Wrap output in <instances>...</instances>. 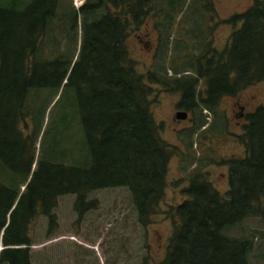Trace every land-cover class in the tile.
<instances>
[{
  "label": "trees",
  "instance_id": "obj_1",
  "mask_svg": "<svg viewBox=\"0 0 264 264\" xmlns=\"http://www.w3.org/2000/svg\"><path fill=\"white\" fill-rule=\"evenodd\" d=\"M61 1L0 0V264H33L31 226L42 216L54 229L62 197H75L79 221L98 206L89 194L125 188L139 225L150 224L173 153L152 115L155 86L178 95L179 109L195 113L201 106L216 116L224 97L264 83V0H250L225 21L233 30L222 52L203 39L169 60L181 66L170 67L172 76L168 39L161 35L156 63L144 73L126 42L145 20L164 19L161 32L168 31L179 3L84 0L75 10ZM204 2L197 9L212 17L214 2ZM190 30L197 38L205 31ZM76 38L78 54L68 60L65 45ZM63 82L70 102L45 121L42 95L57 94ZM201 113L199 128L207 124ZM244 119L237 135L244 157L223 161L227 192L202 173L189 178L185 199L166 213L172 231L158 264H250L253 240L227 233L246 218L264 219V104Z\"/></svg>",
  "mask_w": 264,
  "mask_h": 264
},
{
  "label": "rangeland",
  "instance_id": "obj_2",
  "mask_svg": "<svg viewBox=\"0 0 264 264\" xmlns=\"http://www.w3.org/2000/svg\"><path fill=\"white\" fill-rule=\"evenodd\" d=\"M166 1L167 5H172V0ZM205 1L212 5L211 0ZM212 1V17L207 10L201 7L197 9L199 0H173L175 6L179 3V10L170 15L171 26L168 31L161 32L166 23L164 19L159 22L145 20L139 29L131 28L126 43L139 72H147L155 65L161 35L168 39L165 54L167 63L179 53L187 51L189 46L200 47L203 39L205 44L211 41L213 48L222 52L233 30L225 21L245 11L251 3L250 0ZM61 2L75 10L84 4V0ZM191 27L205 30L202 31V37L197 38L199 36L190 30ZM181 42L183 44H179ZM176 44L184 46L177 47ZM65 46L68 54L64 53V57L67 56L68 60L72 56L76 58L78 39L71 40ZM197 55L196 50L194 56ZM171 66L181 67L168 63V76L173 75ZM179 75L192 73L180 71ZM55 93L42 95L43 102L48 105L45 121H52L70 102L71 92L65 87V82ZM153 96L155 103L151 111L160 128L159 137L173 153L168 164L164 197L157 214L151 217L150 224L145 228L139 225L130 193L125 188L89 194L87 200H96L98 206L79 221L74 211L75 197L59 198L54 209L55 228L49 230L48 221L42 216L37 217L31 226L33 244L30 254L33 264H158L165 257L172 231V223L166 213L170 207L177 206L185 199L182 190L189 185V178L202 173L216 191L225 195L228 190V168L223 161L244 157V148L237 135L242 134L244 115L264 104V83L251 86L236 97H224L218 104L216 116L210 115L201 106L195 113L179 109V96L162 92L158 86L154 87ZM39 106H44V103ZM239 107L243 108L242 117H236ZM199 109L207 123L200 128L197 127ZM176 112L187 113V118L176 119ZM227 236L252 239L254 248L250 264H264V219L246 218L231 228Z\"/></svg>",
  "mask_w": 264,
  "mask_h": 264
},
{
  "label": "water",
  "instance_id": "obj_3",
  "mask_svg": "<svg viewBox=\"0 0 264 264\" xmlns=\"http://www.w3.org/2000/svg\"><path fill=\"white\" fill-rule=\"evenodd\" d=\"M175 117H176V119H178V120H185L186 118H187V113H185V112H177L176 114H175ZM2 248H0V250H1Z\"/></svg>",
  "mask_w": 264,
  "mask_h": 264
},
{
  "label": "flooded vegetation",
  "instance_id": "obj_4",
  "mask_svg": "<svg viewBox=\"0 0 264 264\" xmlns=\"http://www.w3.org/2000/svg\"><path fill=\"white\" fill-rule=\"evenodd\" d=\"M238 105V103H237ZM177 113V112H176ZM243 116V108L242 107H239V112L238 114L236 115V117H242Z\"/></svg>",
  "mask_w": 264,
  "mask_h": 264
}]
</instances>
